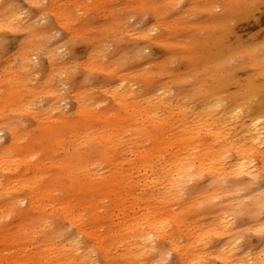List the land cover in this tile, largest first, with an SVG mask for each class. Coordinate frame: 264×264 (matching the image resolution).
Segmentation results:
<instances>
[{
  "label": "bare ground",
  "instance_id": "bare-ground-1",
  "mask_svg": "<svg viewBox=\"0 0 264 264\" xmlns=\"http://www.w3.org/2000/svg\"><path fill=\"white\" fill-rule=\"evenodd\" d=\"M163 1L167 7L170 0ZM251 1H224L223 14L215 16L218 30L203 47L210 65L202 78L193 75L188 96L208 107L210 122L198 116L135 127L68 121L65 112L55 116L58 96L49 82L48 103L36 87L28 88L21 74L27 57L21 71L10 64L0 73V83L9 86L5 102L21 108L23 119L40 121L32 135L13 119L6 125L9 141L0 143V173L8 175L4 183L0 178V264H167L171 252L177 259L170 264H218L209 261L214 242L220 264H264V252L235 260L233 228V219L246 214L264 241V43L227 46L226 54L218 43L226 21L245 13ZM7 7L0 0V27L10 24ZM26 29L39 34L33 24ZM239 57L237 65L222 64ZM238 68L248 70L245 78L236 77ZM231 83L237 88L229 92ZM122 87L119 79L113 90L120 104L127 94ZM160 101L172 116L181 112L174 100ZM231 192L236 200L225 203ZM66 223L73 227L67 234Z\"/></svg>",
  "mask_w": 264,
  "mask_h": 264
},
{
  "label": "rangeland",
  "instance_id": "rangeland-1",
  "mask_svg": "<svg viewBox=\"0 0 264 264\" xmlns=\"http://www.w3.org/2000/svg\"><path fill=\"white\" fill-rule=\"evenodd\" d=\"M7 1L10 24L0 27V34L5 35V42L0 45V73L10 64L21 71L27 57V73L21 74L28 88H37L44 103L49 101L46 84H51L58 96L56 118L65 112L68 121L84 117L122 127L169 119L182 122L187 118L191 122L195 116L202 121L212 120L208 107L198 100L192 101L188 91L193 75L202 78L205 67L210 65L209 52L205 53L203 47L207 39L212 42L211 33L218 30L215 16L223 14L226 0H170L167 7L163 0H55L52 5L49 0ZM227 1L235 5L239 0ZM250 6L241 15H232L225 23L228 27L223 26L218 42L219 46L224 43L220 47L223 54L227 53V46L243 50L264 43V0H252ZM30 24L38 35L27 33ZM192 49L196 51L192 56L183 54ZM49 54L58 58L50 61ZM240 58H230L222 64L237 65ZM235 71L241 79L248 74L247 69ZM225 77L229 79L230 75ZM119 79L123 81L120 91L127 92L121 104L113 92ZM6 87H9L6 83H0V143L7 144L6 125L10 121H23L32 135L40 121L23 119L21 108L17 110L15 104L6 103L3 98ZM28 88L21 87L26 101H30ZM236 88L234 83L229 84V92ZM155 91L157 95L151 96ZM167 98L180 105V113L172 116L170 108L161 104L160 99ZM231 157L233 160L234 153ZM0 178L4 183L8 175L0 173ZM263 181L259 182L261 186ZM256 187L254 183L251 188ZM235 200L232 192L224 197L225 203ZM261 217L264 218V211ZM233 224L239 236L235 244L236 261L246 254L254 257L264 252L262 233L251 227L246 214L238 215ZM61 229L66 234L73 231L67 223ZM227 241L223 240V244ZM209 250L212 253L209 261L220 264L218 242L210 244ZM175 259L176 254L171 252L167 264ZM245 261L260 264L255 259Z\"/></svg>",
  "mask_w": 264,
  "mask_h": 264
}]
</instances>
